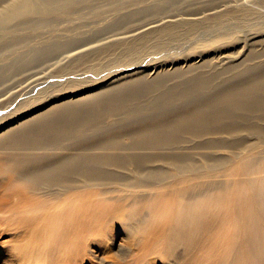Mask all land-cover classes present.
<instances>
[{
    "label": "bare ground",
    "instance_id": "1",
    "mask_svg": "<svg viewBox=\"0 0 264 264\" xmlns=\"http://www.w3.org/2000/svg\"><path fill=\"white\" fill-rule=\"evenodd\" d=\"M78 1L0 0V56L28 47L18 30H34ZM172 17L145 25L151 31L127 50L146 48L148 35L157 36L154 47L161 48L184 26L199 25ZM55 41L30 47L0 68V82L13 66L43 65L71 46ZM111 50L99 46L89 52L98 56ZM90 58L78 57L80 62ZM142 67L124 66L111 81L137 76ZM212 78L198 74L167 86L166 74L137 76L4 133L2 261L264 264V68L248 67L236 82L208 91ZM146 110L153 112L143 116ZM131 113L133 120L121 122ZM107 118L118 120L121 132L131 137L129 148L100 130ZM88 130L101 137L73 139ZM214 135L211 142L218 148L232 144L228 156L202 165L177 152L186 138ZM152 150L167 152L152 155Z\"/></svg>",
    "mask_w": 264,
    "mask_h": 264
},
{
    "label": "rangeland",
    "instance_id": "2",
    "mask_svg": "<svg viewBox=\"0 0 264 264\" xmlns=\"http://www.w3.org/2000/svg\"><path fill=\"white\" fill-rule=\"evenodd\" d=\"M118 1L79 0L70 10L54 14L47 23L38 24L39 28L18 30L21 37L27 38L28 47L0 56V68L9 66L30 47L41 48L55 40L71 46L43 65L13 66L7 70L6 78L0 82L1 138L19 123L63 104L79 102L87 94L99 96L137 76L150 79L166 74L169 76L167 86H172L194 75H210L213 78L208 91H211L236 82L248 67L264 68V0H121L117 4ZM167 15L185 23L198 21L199 25L197 28L184 26L177 39L166 42L161 48L154 47L158 37L148 35L146 48L135 53L127 50L139 46V39L151 31L146 30L145 25ZM99 46H109L113 50L91 55L93 52L89 51ZM83 53L91 57L86 62L78 59ZM139 64L144 67L137 69V76L111 81L115 79L111 75L124 66ZM152 112L146 110L143 116ZM126 115L121 122L135 117L134 113ZM118 123L114 118H107L99 128L104 133L110 132V136L129 148L132 139L121 132ZM84 135L81 139H73L94 141L101 137L93 130ZM208 137L186 138L185 148L177 152L193 155L202 165L213 162L218 156L229 155L230 142L228 147L218 148L211 142L217 136ZM151 152L144 153L157 155L167 151ZM0 264L8 262L0 258Z\"/></svg>",
    "mask_w": 264,
    "mask_h": 264
}]
</instances>
